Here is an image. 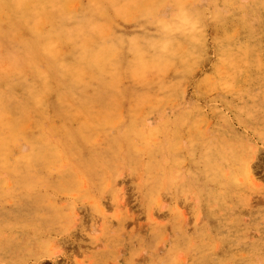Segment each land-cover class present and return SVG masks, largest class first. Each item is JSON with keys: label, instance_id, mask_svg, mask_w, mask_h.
Wrapping results in <instances>:
<instances>
[{"label": "rangeland", "instance_id": "rangeland-1", "mask_svg": "<svg viewBox=\"0 0 264 264\" xmlns=\"http://www.w3.org/2000/svg\"><path fill=\"white\" fill-rule=\"evenodd\" d=\"M76 263L264 264V0H0V264Z\"/></svg>", "mask_w": 264, "mask_h": 264}, {"label": "bare ground", "instance_id": "bare-ground-1", "mask_svg": "<svg viewBox=\"0 0 264 264\" xmlns=\"http://www.w3.org/2000/svg\"><path fill=\"white\" fill-rule=\"evenodd\" d=\"M249 168H250V166H249ZM249 171V170H248ZM251 175H252V177L254 178V179H256V176H255V172L254 171H251ZM252 177H250V178H252ZM254 179H252V181L254 180ZM255 181V180H254ZM122 193V192H121ZM120 196H121V202L120 203H122L121 205H126V203H125V200H124V192L122 193V194H120ZM119 196V197H120ZM117 200H118V202L120 201L118 198H117ZM103 211V210H102ZM151 216V215H150ZM84 253V252H83ZM72 256V255H71ZM87 256V255H86ZM70 260V259H69ZM79 261V260H78ZM76 259H75V262H78ZM81 262V261H80ZM77 264V263H76Z\"/></svg>", "mask_w": 264, "mask_h": 264}]
</instances>
